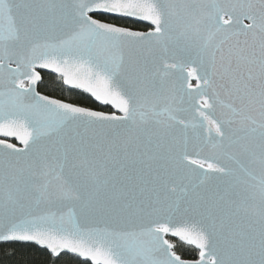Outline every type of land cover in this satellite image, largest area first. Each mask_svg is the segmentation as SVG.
Returning a JSON list of instances; mask_svg holds the SVG:
<instances>
[{"label":"snow or ice","instance_id":"1","mask_svg":"<svg viewBox=\"0 0 264 264\" xmlns=\"http://www.w3.org/2000/svg\"><path fill=\"white\" fill-rule=\"evenodd\" d=\"M76 262L264 264V0H0V264Z\"/></svg>","mask_w":264,"mask_h":264},{"label":"trees","instance_id":"2","mask_svg":"<svg viewBox=\"0 0 264 264\" xmlns=\"http://www.w3.org/2000/svg\"><path fill=\"white\" fill-rule=\"evenodd\" d=\"M118 22L119 23H129V25L133 27H141V25L131 24L130 22H125V21H118ZM45 80H46V85L41 87L40 89L41 91L47 94L55 95L60 98H64L66 100L79 102V103L85 104L90 107H98L85 95L80 94L79 92H76V91L69 92L67 90H62L61 87L58 85V83L53 84L52 81L55 80L54 76L46 75ZM181 251L184 252V250H181ZM184 254L187 255L188 253L184 252ZM76 264H79V262H76Z\"/></svg>","mask_w":264,"mask_h":264},{"label":"water","instance_id":"3","mask_svg":"<svg viewBox=\"0 0 264 264\" xmlns=\"http://www.w3.org/2000/svg\"><path fill=\"white\" fill-rule=\"evenodd\" d=\"M76 92H78V91H76ZM86 96V95H85ZM90 99V98H89ZM91 100V99H90ZM92 101V100H91ZM93 102V101H92ZM94 104H96L95 102H93ZM97 105V104H96ZM98 107H99V105H97Z\"/></svg>","mask_w":264,"mask_h":264}]
</instances>
